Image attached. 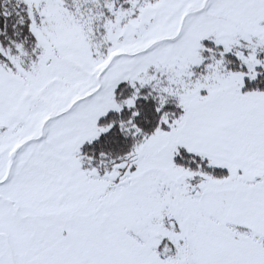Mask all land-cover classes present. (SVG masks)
I'll list each match as a JSON object with an SVG mask.
<instances>
[{
  "label": "snow or ice",
  "instance_id": "1",
  "mask_svg": "<svg viewBox=\"0 0 264 264\" xmlns=\"http://www.w3.org/2000/svg\"><path fill=\"white\" fill-rule=\"evenodd\" d=\"M0 264H264V0H0Z\"/></svg>",
  "mask_w": 264,
  "mask_h": 264
}]
</instances>
